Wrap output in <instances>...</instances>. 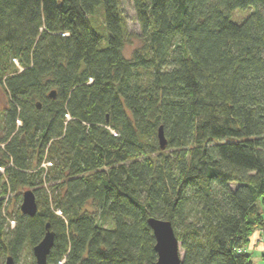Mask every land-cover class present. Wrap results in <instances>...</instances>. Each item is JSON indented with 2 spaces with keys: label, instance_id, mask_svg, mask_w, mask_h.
<instances>
[{
  "label": "trees",
  "instance_id": "16d2710c",
  "mask_svg": "<svg viewBox=\"0 0 264 264\" xmlns=\"http://www.w3.org/2000/svg\"><path fill=\"white\" fill-rule=\"evenodd\" d=\"M132 4L142 44L126 58L118 0H0V264L47 223V264H155L153 217L171 222L181 264H253L264 0ZM22 189L34 216L18 208Z\"/></svg>",
  "mask_w": 264,
  "mask_h": 264
},
{
  "label": "water",
  "instance_id": "95a60500",
  "mask_svg": "<svg viewBox=\"0 0 264 264\" xmlns=\"http://www.w3.org/2000/svg\"><path fill=\"white\" fill-rule=\"evenodd\" d=\"M52 91L49 96H54ZM158 140L160 148L166 144L164 140L163 129L158 128ZM19 210L27 216H34L37 210V202L35 201V194L33 190H25L22 193ZM149 228L153 232L155 244L154 251H156L157 258L155 264H181V243L174 233V228L171 222L166 219L149 218L147 220ZM49 223L45 226V232L42 239L32 247V255L35 258V264H47L48 254L53 247L54 233L49 229ZM4 264H16L12 256H7Z\"/></svg>",
  "mask_w": 264,
  "mask_h": 264
},
{
  "label": "rangeland",
  "instance_id": "374dc122",
  "mask_svg": "<svg viewBox=\"0 0 264 264\" xmlns=\"http://www.w3.org/2000/svg\"><path fill=\"white\" fill-rule=\"evenodd\" d=\"M119 1V8H121L122 18L125 22V27L127 30V33L130 35V42L124 45L122 53H124V56L126 58H130L133 54L134 49L141 46L142 41L139 40L138 36L141 34V30L138 24V21L135 16V9L133 8L132 0H118ZM252 7L244 8L243 10H234L232 11V17L231 20H241L247 15L250 14L252 11ZM93 18L94 25L99 31L104 30V20L102 18V11L99 10L95 14ZM5 94L4 91L0 89V109L3 108V105L5 104ZM25 191V189H22L20 198L18 200V208L20 206L21 196L22 193ZM9 204H8V212H11L14 207V200L13 195H10L9 197ZM86 209L90 211H95L92 206L89 204L86 205ZM261 210L263 213L264 218V204H261ZM108 225V223H106ZM263 235L260 232H253L251 235L249 244L246 245V252L249 254L252 263L253 264H264V242H262ZM183 255V251L181 250V256ZM20 260L16 264H31V260L35 261V258L32 255V249L29 247H25L24 250L21 252V255L19 256Z\"/></svg>",
  "mask_w": 264,
  "mask_h": 264
},
{
  "label": "built area",
  "instance_id": "2783aa9c",
  "mask_svg": "<svg viewBox=\"0 0 264 264\" xmlns=\"http://www.w3.org/2000/svg\"><path fill=\"white\" fill-rule=\"evenodd\" d=\"M9 223L11 224V226H14L15 224H14V222L12 221V220H9ZM262 233V235H263V239H262V242H264V230L261 232Z\"/></svg>",
  "mask_w": 264,
  "mask_h": 264
},
{
  "label": "crops",
  "instance_id": "0c3cea01",
  "mask_svg": "<svg viewBox=\"0 0 264 264\" xmlns=\"http://www.w3.org/2000/svg\"><path fill=\"white\" fill-rule=\"evenodd\" d=\"M254 232H256V231H254ZM257 232H259L260 233V231L258 230ZM251 238V237H250Z\"/></svg>",
  "mask_w": 264,
  "mask_h": 264
}]
</instances>
